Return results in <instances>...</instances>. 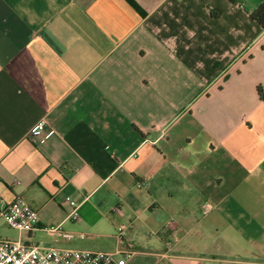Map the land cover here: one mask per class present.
Listing matches in <instances>:
<instances>
[{"label":"crops","instance_id":"0c3cea01","mask_svg":"<svg viewBox=\"0 0 264 264\" xmlns=\"http://www.w3.org/2000/svg\"><path fill=\"white\" fill-rule=\"evenodd\" d=\"M263 1L0 0V199L38 211L23 240L264 264Z\"/></svg>","mask_w":264,"mask_h":264},{"label":"built area","instance_id":"2783aa9c","mask_svg":"<svg viewBox=\"0 0 264 264\" xmlns=\"http://www.w3.org/2000/svg\"><path fill=\"white\" fill-rule=\"evenodd\" d=\"M44 123V120H40L30 128L29 137L31 139L43 133ZM66 200L72 205L75 203L69 196ZM207 208L208 206H204V211ZM73 215L76 216L75 210ZM0 219L18 231L16 238L0 237V264H127V259L133 252L131 248L104 251L28 243L23 240L22 234L36 229L39 214L19 196L9 202L0 199ZM46 229L54 231L57 228ZM123 232L124 227H119L117 237L119 246L126 244ZM65 236L70 235L65 234ZM165 244L170 247L172 240L166 237Z\"/></svg>","mask_w":264,"mask_h":264},{"label":"rangeland","instance_id":"374dc122","mask_svg":"<svg viewBox=\"0 0 264 264\" xmlns=\"http://www.w3.org/2000/svg\"><path fill=\"white\" fill-rule=\"evenodd\" d=\"M17 236L18 231L0 219V237L16 238Z\"/></svg>","mask_w":264,"mask_h":264},{"label":"trees","instance_id":"16d2710c","mask_svg":"<svg viewBox=\"0 0 264 264\" xmlns=\"http://www.w3.org/2000/svg\"><path fill=\"white\" fill-rule=\"evenodd\" d=\"M251 17L258 22L262 28H264V1L252 11ZM261 91V88H259V92Z\"/></svg>","mask_w":264,"mask_h":264}]
</instances>
